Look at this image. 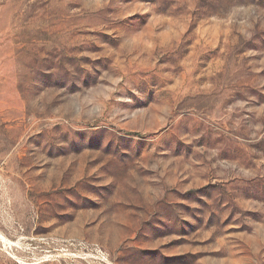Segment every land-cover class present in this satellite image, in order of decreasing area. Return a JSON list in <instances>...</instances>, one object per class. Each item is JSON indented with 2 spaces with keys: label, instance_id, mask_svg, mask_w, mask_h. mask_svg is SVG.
<instances>
[{
  "label": "rangeland",
  "instance_id": "374dc122",
  "mask_svg": "<svg viewBox=\"0 0 264 264\" xmlns=\"http://www.w3.org/2000/svg\"><path fill=\"white\" fill-rule=\"evenodd\" d=\"M0 264H264V0H0Z\"/></svg>",
  "mask_w": 264,
  "mask_h": 264
}]
</instances>
